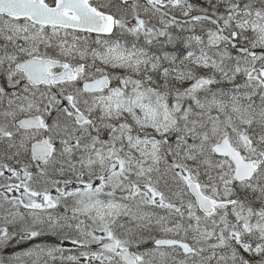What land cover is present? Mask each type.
Masks as SVG:
<instances>
[{
	"label": "snow or ice",
	"instance_id": "obj_1",
	"mask_svg": "<svg viewBox=\"0 0 264 264\" xmlns=\"http://www.w3.org/2000/svg\"><path fill=\"white\" fill-rule=\"evenodd\" d=\"M0 264H264V0H0Z\"/></svg>",
	"mask_w": 264,
	"mask_h": 264
}]
</instances>
